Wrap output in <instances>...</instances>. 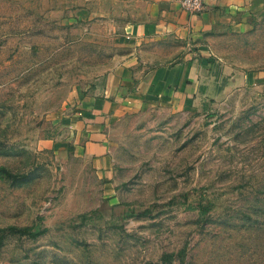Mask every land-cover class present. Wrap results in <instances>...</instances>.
Listing matches in <instances>:
<instances>
[{"label": "rangeland", "instance_id": "obj_1", "mask_svg": "<svg viewBox=\"0 0 264 264\" xmlns=\"http://www.w3.org/2000/svg\"><path fill=\"white\" fill-rule=\"evenodd\" d=\"M143 0H0V264H264V16L215 45L253 81L198 111L125 114L112 179L45 144L58 115L125 54ZM199 206L210 207L201 217ZM206 220V221H204Z\"/></svg>", "mask_w": 264, "mask_h": 264}, {"label": "crops", "instance_id": "obj_2", "mask_svg": "<svg viewBox=\"0 0 264 264\" xmlns=\"http://www.w3.org/2000/svg\"><path fill=\"white\" fill-rule=\"evenodd\" d=\"M142 6L122 36L125 54L91 88L77 92L58 115L59 137L45 144L61 160L71 148L107 188L115 163L105 133L125 114L202 110L253 81L220 63L215 45L251 29L264 16V0H217L195 14L174 0H143Z\"/></svg>", "mask_w": 264, "mask_h": 264}, {"label": "trees", "instance_id": "obj_3", "mask_svg": "<svg viewBox=\"0 0 264 264\" xmlns=\"http://www.w3.org/2000/svg\"><path fill=\"white\" fill-rule=\"evenodd\" d=\"M69 152H72V149L69 148ZM0 178L6 179L10 181L11 184L15 185L16 183H22L23 180L21 177H19L17 174H13L9 170H7L4 167H0ZM210 207L206 206H199V213L203 217L206 215L209 211ZM206 221V220H204ZM46 232L45 229H41L38 226H30V227H14L9 226L5 228L0 229V248L4 245V240L8 235H18L21 237H26L29 239H37L40 236H42ZM186 255V247H184L182 250H180L176 255L174 254H165L162 259L165 264H172V260L177 256L181 261L184 260Z\"/></svg>", "mask_w": 264, "mask_h": 264}, {"label": "built area", "instance_id": "obj_4", "mask_svg": "<svg viewBox=\"0 0 264 264\" xmlns=\"http://www.w3.org/2000/svg\"><path fill=\"white\" fill-rule=\"evenodd\" d=\"M184 11L195 14L203 11L210 3L217 0H174Z\"/></svg>", "mask_w": 264, "mask_h": 264}]
</instances>
